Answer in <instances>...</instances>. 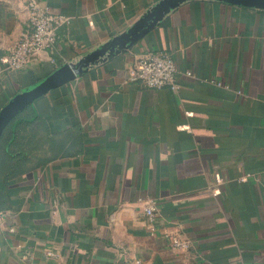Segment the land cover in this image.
Wrapping results in <instances>:
<instances>
[{"label":"crops","instance_id":"crops-1","mask_svg":"<svg viewBox=\"0 0 264 264\" xmlns=\"http://www.w3.org/2000/svg\"><path fill=\"white\" fill-rule=\"evenodd\" d=\"M38 1L69 22L23 72L1 59L28 0L0 2V121L162 0ZM156 50L175 58L176 90L131 80ZM0 213V264H264V10L183 2L133 48L18 108L0 129Z\"/></svg>","mask_w":264,"mask_h":264},{"label":"built area","instance_id":"built-area-1","mask_svg":"<svg viewBox=\"0 0 264 264\" xmlns=\"http://www.w3.org/2000/svg\"><path fill=\"white\" fill-rule=\"evenodd\" d=\"M6 0H0L4 2ZM29 23L21 34L20 40L1 60L11 70L23 72L32 65L43 52L50 51L58 40V27L69 22L64 15L51 13L38 0H28ZM131 80L150 89L178 88V70L175 58L167 51H150L137 56L130 68ZM192 75V72H186ZM219 87H225L222 82L211 81ZM157 202H145L144 210L149 216H154ZM1 218V213H0ZM171 245L175 249L188 250L191 243L187 240L173 237Z\"/></svg>","mask_w":264,"mask_h":264},{"label":"water","instance_id":"water-1","mask_svg":"<svg viewBox=\"0 0 264 264\" xmlns=\"http://www.w3.org/2000/svg\"><path fill=\"white\" fill-rule=\"evenodd\" d=\"M186 1L189 0H162L154 8L149 10L147 14L127 32L113 38L111 41L107 42L94 52L79 60L77 63L67 65L58 74H56L48 81L43 83L39 88H37L36 91L32 92L28 98L25 97L24 99L18 100V102L12 106L13 108L7 111L4 117L1 118L0 129L7 123L8 118H10L18 108L23 107L24 105L32 101L35 97L47 92L52 88H56L76 77L81 76L91 65L96 64L104 57L120 54L125 50L133 48L136 44H138L139 41H141V39H143L149 32L157 27V25L161 22V20L167 13ZM220 1L264 10V0Z\"/></svg>","mask_w":264,"mask_h":264}]
</instances>
